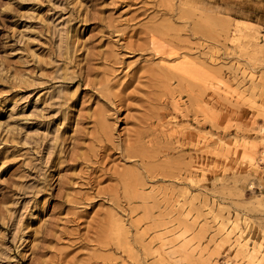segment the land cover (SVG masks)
Returning a JSON list of instances; mask_svg holds the SVG:
<instances>
[{"label":"rangeland","instance_id":"obj_1","mask_svg":"<svg viewBox=\"0 0 264 264\" xmlns=\"http://www.w3.org/2000/svg\"><path fill=\"white\" fill-rule=\"evenodd\" d=\"M262 138L264 0H0V264H263Z\"/></svg>","mask_w":264,"mask_h":264},{"label":"bare ground","instance_id":"obj_2","mask_svg":"<svg viewBox=\"0 0 264 264\" xmlns=\"http://www.w3.org/2000/svg\"><path fill=\"white\" fill-rule=\"evenodd\" d=\"M262 140L264 141V138H262ZM244 157L248 158V160H250L251 162H253L255 160V154H254V152L246 153V154L244 152ZM115 225H116L117 231L120 234L126 232V228H125L126 226H125L124 220H122V218H119V217L116 218ZM235 228H238V226L236 225ZM236 244H237V246L239 248H245V250H246L245 251L246 252L245 253V256L249 260H253V259L255 260L256 259V260L261 261L264 264V253L263 252L261 253V251L259 250L260 249L259 247H258L259 249L257 247H255V246L249 248V245H248L247 241H245V243H242V241H240V240H237Z\"/></svg>","mask_w":264,"mask_h":264}]
</instances>
